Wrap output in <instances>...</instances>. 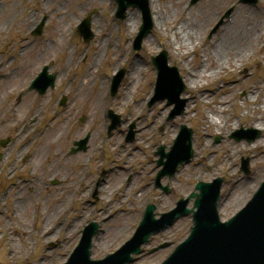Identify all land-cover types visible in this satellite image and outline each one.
Listing matches in <instances>:
<instances>
[{"label":"rangeland","instance_id":"1","mask_svg":"<svg viewBox=\"0 0 264 264\" xmlns=\"http://www.w3.org/2000/svg\"><path fill=\"white\" fill-rule=\"evenodd\" d=\"M189 1L149 0L150 16L157 22L154 21L155 28L144 40L142 50L134 53L132 44L141 25V14L137 11L129 10L128 22L117 25L111 19L114 10L110 9V5L108 8L106 0L101 5L99 0H0L3 12H0V75L6 76L0 79V123L7 122L0 131V140L10 137L14 141L13 145L0 148V198H4V209H1L4 215L0 218V264H61L77 244L79 231L91 220L103 223V231H106L93 243L92 254L100 258L130 238L138 223L135 220L132 224L133 220L140 218L139 213L153 196H162V204L155 205L162 212L172 206L181 188L184 190L189 184L187 192L194 181L212 182L215 178H222V195L230 194L233 198L236 193L242 195L241 184L249 183L246 178H250L253 184L264 175V123L259 128L261 137L251 146L229 140L230 132L222 137L219 144H214V139L222 133L219 132L220 126L215 129L203 117L204 112L219 110L224 112L218 117L219 124L225 120V115L233 114L232 122L237 124L239 121L237 129L241 126L249 128V118L243 119L241 115L245 109L255 111L253 104L248 108L247 98L249 94L253 96L256 93L259 110L254 116L259 115L264 121V28H257L254 32L255 42L259 34L263 35L255 51L242 60L227 65L229 61L237 60L229 57L222 67L216 66L213 64L215 60L208 57V43L215 40L213 36L218 32L223 33V25L218 32L214 29L219 22L227 21L224 13L232 10L229 17L235 22L238 16L236 8L245 7L238 0H201L186 11L183 7L188 6ZM94 7L99 12L93 25L98 42L95 40L80 46L79 66L69 74L66 62L77 41L73 39L72 45L68 46L70 27L86 14V10L92 11ZM246 8L260 14L264 12V0ZM206 13H209L208 16L202 17ZM44 15L48 19L42 39L32 41L29 34ZM188 32L193 40L189 41L190 52L182 60L169 52L166 38L176 49L178 42L175 35L183 37ZM197 36L202 37L198 43L195 41ZM160 51L167 52L169 65L178 67L182 78L186 70H192L198 77L205 70L199 87L186 89L181 95V99L186 100L183 115L170 121L168 117L173 106L168 107L166 102H162L148 107L156 77L150 59ZM203 57L209 62L202 64ZM82 59H85L84 62ZM137 64L143 67V71L141 75L132 76ZM44 65L50 68L51 73L58 74L53 100L48 95L38 97L28 91L29 81ZM121 68L127 69L128 74L118 94L101 101V94L108 86L107 77L115 75ZM213 73L215 76H211ZM8 81L12 85H7ZM21 92L24 100L14 113L12 110L16 108L12 104ZM60 95H66L71 102L67 111L57 109L55 101ZM202 100L209 103L204 104ZM107 109L121 117L122 126L112 136L103 133L99 141L103 152L95 157L88 180L83 184L87 147V152L74 156H69L68 151L73 143L81 139H94L91 144L94 148L101 130L100 122L103 121L101 112ZM132 124L137 131L136 144L125 141L128 127ZM180 126L192 130L195 156L190 164L179 170L176 180L163 182L166 187L168 184L173 188V192L170 190V194L163 195L152 190L151 181L160 169L156 168L158 157L153 153L161 146L167 152L179 134ZM40 129L44 134L37 138ZM28 143L30 148L26 149L23 145ZM254 144L258 146L249 148ZM27 153L32 157L28 163L22 161ZM246 158L249 159L248 176L241 171L242 160ZM254 158L256 163H253ZM100 179L104 183L95 202L92 195ZM22 180L28 181L25 186L18 185ZM121 182L124 186L120 185ZM233 182H236V187ZM140 189L141 195L129 194L131 190ZM17 197L26 200L20 216L16 207ZM40 197L44 201L43 209L42 202L38 200ZM243 203L244 200L241 205ZM35 204L40 205L37 208L40 216L33 226ZM58 204L64 208L59 212L55 211ZM226 209L223 207L220 211L223 219L230 215ZM52 212L58 215L48 224ZM44 216L48 220L42 223ZM189 223V218L180 219L168 231L152 238L150 245L145 247L144 257L134 264H158L168 251L161 249L151 255L148 250L164 241L171 243L176 236L181 235L182 238ZM54 231L55 236L46 238ZM48 241L52 243L49 245L60 241L62 246L49 250L44 245ZM30 247L29 257L27 252ZM10 249L16 255H10Z\"/></svg>","mask_w":264,"mask_h":264},{"label":"bare ground","instance_id":"2","mask_svg":"<svg viewBox=\"0 0 264 264\" xmlns=\"http://www.w3.org/2000/svg\"><path fill=\"white\" fill-rule=\"evenodd\" d=\"M1 9L2 8H0V12L3 13ZM208 14L209 13L202 15V17L208 16ZM236 15L238 16L235 22H233L231 25H226L222 35L219 38H217L215 42H210L213 44L214 49L209 52L208 57L209 59L216 61V62L215 61L213 62V64L216 66L220 65L222 67L223 66L222 64H225L223 63L225 60L228 59L227 61H229V57L233 59H237V60L229 61L227 65L235 61L244 59L247 56V54L255 51L260 38L263 36L258 33L259 35L257 36V42H255V40L253 39L255 30L257 28H264V13L259 15L257 13H254L250 9L238 8L236 10ZM177 36L178 35H175V40H177L178 42L177 48L175 50L174 48H170V41H168L166 45L168 46V49L170 50L172 55H176L179 59L183 60L185 56L190 52L188 45L189 43H191L189 41L193 40L192 39L193 36L189 34V32L184 35L186 36V39L184 36L183 37H177ZM201 38H202L201 36H197L195 38V41L198 43ZM190 45H193V44H190ZM209 59L205 58L204 63H208ZM204 68H206V66ZM142 70H143V67L141 65H136L134 67V71L132 72V76H134L135 74L140 75ZM186 71L187 72L185 74V79H184L186 89L198 88L200 80L202 79V77H204L205 70L199 73V77L196 76L195 72H192V70H186ZM211 76H215V74L213 73L211 74ZM7 85L10 86L12 84L8 81ZM247 102H248L247 104L248 108L251 107L252 104L255 106V111H252L251 108L250 110L245 109L244 113L241 115V118H245V117L249 118L251 125H252L251 127L255 129H259L260 125L264 123L262 117H260L259 115L257 117L254 116V114H256V112L259 110V108H257L256 106V103L259 102V96L256 93H254L253 96L252 95L250 96L249 94L247 98ZM208 103H209L208 100L207 101L204 100V104H208ZM219 109L225 110L224 108H219ZM262 111L264 113V110ZM250 113H253V115H250ZM223 114L224 112L221 111L220 113L219 110L217 111L211 110L207 112L206 113L207 123H209L210 126H217L218 117ZM228 126L230 128H235L233 127L235 126V123L231 122ZM256 145L257 144H254L252 147H249V148L253 149L256 147ZM253 163H256V158H254ZM251 181L252 180H249V183L247 184H241L242 185V188H241L242 195H238L236 193L231 199L230 204L234 207V209L236 208V206L238 207L241 204V201L243 200L245 201L247 198H249L250 194H252L255 191V185L251 184ZM25 205H26V200L23 201V203H18V205L16 206L19 211L18 213L19 216H20V213L23 212ZM60 206L59 204L56 205L55 211L57 210V212H59L62 209V206L61 207ZM57 212H52L50 219L48 221V224H50L52 219H56V216L58 215ZM10 255L12 256L16 255L15 251L11 250Z\"/></svg>","mask_w":264,"mask_h":264},{"label":"water","instance_id":"3","mask_svg":"<svg viewBox=\"0 0 264 264\" xmlns=\"http://www.w3.org/2000/svg\"><path fill=\"white\" fill-rule=\"evenodd\" d=\"M160 82L161 83H165L169 80V75H167L166 72H160ZM180 91L177 90L176 93H179ZM178 94H175V97ZM164 98H169V100L171 99V96L169 94L167 95H163ZM188 141V139H187ZM178 144L172 148V153L167 157L168 162L164 164V171L163 174H169L172 175L175 171L176 168L178 167V165L183 164L184 162H187L189 160V158L191 157L190 151H189V144L186 143V145H184V153L183 154H178L177 150H178ZM180 156V157H179ZM211 186H200L199 189L202 192V195L206 196L209 192V188ZM215 189L217 190V186H215ZM148 217H150V211L148 213ZM259 217V223H264V219L260 216ZM200 246L202 247V245L200 244ZM204 248V247H203ZM188 252V251H187ZM257 255H255V253ZM130 252L127 251L126 252V256L129 254ZM133 253H136V251H133ZM186 254V253H185ZM251 260H253V258H256V260L262 256L261 252L259 253V249H255L254 250H250V254H249ZM203 264H214L211 262H205L203 261Z\"/></svg>","mask_w":264,"mask_h":264}]
</instances>
